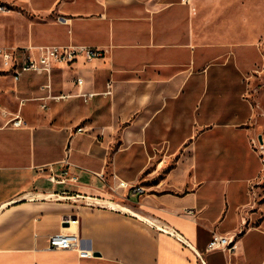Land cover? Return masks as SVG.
I'll return each instance as SVG.
<instances>
[{
  "label": "crops",
  "instance_id": "1",
  "mask_svg": "<svg viewBox=\"0 0 264 264\" xmlns=\"http://www.w3.org/2000/svg\"><path fill=\"white\" fill-rule=\"evenodd\" d=\"M211 2L0 0V47L107 52L0 70V264H264V34Z\"/></svg>",
  "mask_w": 264,
  "mask_h": 264
},
{
  "label": "built area",
  "instance_id": "2",
  "mask_svg": "<svg viewBox=\"0 0 264 264\" xmlns=\"http://www.w3.org/2000/svg\"><path fill=\"white\" fill-rule=\"evenodd\" d=\"M7 11V8L0 7V12ZM107 52L105 50L88 47V46H52V47H16L5 48L0 47V70L11 73L15 82H19L22 76L26 73L42 74L44 72H51L53 66L56 64H66L68 66L76 63L80 58H84L86 62L94 60H102L105 58ZM82 80L78 79V84H82ZM15 127H21L23 122L19 118H14L8 122ZM84 131L79 128L77 132ZM68 163V162H66ZM69 175V171L63 172L62 180L51 177L54 183H65V178ZM77 180V178H73ZM119 189L130 190L133 195L141 194L144 189L137 186H129L128 183L120 181L118 183ZM176 235V234H175ZM179 241L182 237L176 235ZM81 240L78 235L74 233H59L52 235L49 239V249L52 250H71L79 249ZM237 250L236 237L214 235L207 246V252L224 251L229 254H234ZM81 256L90 255L87 252L79 251Z\"/></svg>",
  "mask_w": 264,
  "mask_h": 264
},
{
  "label": "rangeland",
  "instance_id": "3",
  "mask_svg": "<svg viewBox=\"0 0 264 264\" xmlns=\"http://www.w3.org/2000/svg\"><path fill=\"white\" fill-rule=\"evenodd\" d=\"M199 2L201 3V1ZM211 5L215 8L214 11L217 12V14L218 11L221 15L227 14V19H229L228 14L233 12L230 6L235 5V9L242 6L241 17L243 19L257 17L258 23L256 26H258V31L260 34H264V0H212ZM220 14L217 16L219 20L222 21Z\"/></svg>",
  "mask_w": 264,
  "mask_h": 264
},
{
  "label": "water",
  "instance_id": "4",
  "mask_svg": "<svg viewBox=\"0 0 264 264\" xmlns=\"http://www.w3.org/2000/svg\"><path fill=\"white\" fill-rule=\"evenodd\" d=\"M261 139V138H260Z\"/></svg>",
  "mask_w": 264,
  "mask_h": 264
}]
</instances>
